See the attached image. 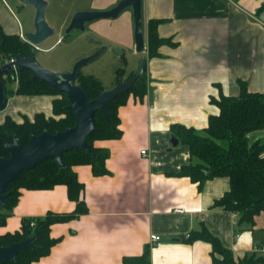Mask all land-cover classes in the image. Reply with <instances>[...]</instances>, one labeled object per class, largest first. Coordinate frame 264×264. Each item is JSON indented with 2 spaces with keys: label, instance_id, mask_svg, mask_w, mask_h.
I'll use <instances>...</instances> for the list:
<instances>
[{
  "label": "crops",
  "instance_id": "obj_1",
  "mask_svg": "<svg viewBox=\"0 0 264 264\" xmlns=\"http://www.w3.org/2000/svg\"><path fill=\"white\" fill-rule=\"evenodd\" d=\"M112 1L95 0L94 5L104 8ZM142 4L145 48L146 26L153 18L165 21L157 33L175 45H161L159 56L146 60V95L141 101L129 95L118 110L121 138L94 143L109 152V174L95 177L89 165L72 167L84 187L81 197L88 213L50 226V237L59 240L32 264H126L124 259L141 256L146 246L150 264H212L208 242H185L190 232L204 226L235 257L256 252L264 258V211L252 228L239 225L237 214L212 207L229 190L227 177L206 180L199 187L188 177L176 176L191 160L188 147L178 143L166 153L171 125L197 134L207 127L208 117L218 113L210 98L220 93L238 96L239 82L251 93L264 92V10L259 11L264 0ZM1 18L5 25L7 18ZM89 30L96 39L125 45L136 54L130 15L96 21ZM8 96L0 123L9 117L15 122L32 120L38 113L53 117L54 95ZM260 140L264 141V130L249 135L250 142ZM74 208L64 185L20 189L0 235L21 230L24 220L36 221L48 212L70 214ZM152 235L160 241L152 243Z\"/></svg>",
  "mask_w": 264,
  "mask_h": 264
},
{
  "label": "trees",
  "instance_id": "obj_2",
  "mask_svg": "<svg viewBox=\"0 0 264 264\" xmlns=\"http://www.w3.org/2000/svg\"><path fill=\"white\" fill-rule=\"evenodd\" d=\"M263 10L264 4L259 8V11ZM163 22L165 21L153 18L147 23L145 69L134 87L117 96L115 101L107 106V116L100 111L94 114L96 129L87 137V143L95 157L82 149L70 150L62 155L64 168H60L53 159H46L33 170H25L18 179L9 184L5 191L10 192L9 200L4 207H0L2 211L0 225H3L11 215L12 208L18 202L20 189L41 191L52 189L56 185H64L67 189V197L75 203V208L70 214L48 212L42 219L24 220L21 230L13 234L0 235V247H7L13 242L24 241L28 236L38 232L37 238L33 241V248L19 253L14 261L9 260L0 264H32L41 260L50 253L51 248L59 240L50 237V226L71 221L88 213L87 205L81 197L84 187L78 182L72 167L89 165L95 177L109 174L105 167L109 152L95 148L94 143L98 140L113 141L121 138L118 110L126 104L129 95L140 101L146 95V60L158 57L161 45H175L170 38L159 37L157 27ZM23 51H25L24 45L15 48L8 43L5 48V52L13 55ZM120 73L122 70L117 71V75ZM117 75L116 84L122 82ZM18 81L17 89L10 91V95L56 96L52 102L53 117L46 118L42 113H38L32 120L23 118L21 123L15 122L10 117L0 123V156L4 158L10 156L5 145L13 142L14 137L25 147L32 135L38 136L44 130L54 135L75 125L74 115L67 109L69 102L66 95L51 90L47 84L39 80H31L29 72H24ZM77 85L83 89L88 101L96 99L98 92L103 90L97 79L80 73L77 77ZM239 89L240 94L236 97H227L220 93L218 98H210V103L217 106L218 113L208 117V125L201 134L180 124L171 125L170 134L178 138L179 143L188 147L191 158L176 176L188 177L193 183H198L199 187L206 180L227 177L230 183L229 190L214 201L212 207L234 212L238 215L239 225L252 228L256 222L255 218L264 211V143L261 140L250 142L249 135L264 130V92H249L245 82H239ZM31 222L33 226L30 225ZM194 241H206L211 245L212 264H264V258L256 252L235 257L233 252L225 248L218 238L212 236L205 226L201 227L200 231L190 232L185 239L189 244ZM149 252V247L146 246L141 256L126 258L124 263L150 264Z\"/></svg>",
  "mask_w": 264,
  "mask_h": 264
},
{
  "label": "water",
  "instance_id": "obj_3",
  "mask_svg": "<svg viewBox=\"0 0 264 264\" xmlns=\"http://www.w3.org/2000/svg\"><path fill=\"white\" fill-rule=\"evenodd\" d=\"M36 7L34 18V33L27 35L29 41L34 47L47 41L52 37L54 30L45 21L46 3L44 0H21ZM125 8H131L132 19L134 23V48L139 57L138 72L136 75L130 76L125 82H120L113 86L110 90H101L96 99L88 101L87 95L77 85V77L80 70L87 63L94 60L100 55L102 50H99L94 55L85 57L77 61L70 72L61 73L48 71L39 64L32 53L29 57H23L15 62V66L22 72L23 69H28L32 72L31 80H39L56 92L66 95L68 98L67 109H69L75 118V125L68 127L63 132L50 134L47 130L42 131L38 136H30L28 144L23 147L20 140L16 137L13 142L6 144L5 148L10 155L8 158L0 156V207H4L9 200L10 192H5L9 184L18 179L20 174L25 170H33V168L46 159H53L57 162L60 168H64L65 164L62 160V155L70 150L82 149L95 157L87 143V137L96 129L94 123V114L100 111L104 116H107V106L115 101V98L126 93L127 90L134 87L135 82L144 73L145 62L143 54L145 48V33L142 18V0H123L116 7L103 10H94L93 12L79 11L71 19V23L65 33L72 30L79 33H85L86 24L94 23V21L116 19ZM1 42V38H0ZM11 63L7 62V69L1 70L0 75H7L12 70ZM6 105L4 97L3 85L0 82V110ZM179 143L178 138L171 135L167 142L166 153L172 152ZM38 232L33 236H28L24 241L13 242L7 247H0V263L9 260H16V256L33 248V241L37 238Z\"/></svg>",
  "mask_w": 264,
  "mask_h": 264
},
{
  "label": "rangeland",
  "instance_id": "obj_4",
  "mask_svg": "<svg viewBox=\"0 0 264 264\" xmlns=\"http://www.w3.org/2000/svg\"><path fill=\"white\" fill-rule=\"evenodd\" d=\"M78 1L79 0H67L60 2L59 0H47L48 9L44 17L48 25L51 27H58L64 20H68L80 7ZM79 2L81 3V1ZM32 13H24L23 17L21 16V18H23L22 21L30 23L29 21L33 15ZM130 19H132V14ZM132 24L134 29L133 19ZM27 28L31 30V27ZM87 30L86 34L71 32L69 37L63 42H57L56 38H50L41 43L36 52L37 61L48 71L61 73L70 72L77 61L94 55L95 52L98 51L96 50L97 43L95 42L97 35L93 34L89 28ZM144 55H146V52L143 54V57ZM140 56L141 55L132 54L130 48H128L125 64H123L121 63L123 59L121 60L119 54L115 55V53L112 52L104 53L83 66L80 70V74L90 76L95 80L97 79L103 90H110L117 83L116 75L118 70H122V73L117 75L122 82L129 76L137 74ZM11 87H17V85L10 83L7 85V90ZM22 121L21 119V121L17 123H21ZM0 212L2 211L0 210ZM243 226L247 227L246 225Z\"/></svg>",
  "mask_w": 264,
  "mask_h": 264
},
{
  "label": "flooded vegetation",
  "instance_id": "obj_5",
  "mask_svg": "<svg viewBox=\"0 0 264 264\" xmlns=\"http://www.w3.org/2000/svg\"><path fill=\"white\" fill-rule=\"evenodd\" d=\"M46 3V10L48 9V2L47 0H44ZM60 2H64L67 0H59ZM81 1V3L79 2ZM78 5L80 4V7L72 14V16L68 20H64L58 27H51L54 30V33L52 37L50 38H56L57 42H63L65 39L69 37L71 32H76L77 31L72 30L69 33H65L66 29L71 23V19L76 13H79V11H88V12H93L94 10H103L107 11L108 9L114 8L123 0H113L108 6L104 8H97L94 5L95 0H79ZM33 12V13H32ZM27 13H32V17L30 19V23L22 21L23 15ZM35 13H36V7H33L31 5H28L24 1L21 0H0V71L7 69L6 65L7 62L11 63L12 70L7 73V75H0V82L3 85V90H4V97L6 98V103L8 100V95L10 91H15L17 87H11L10 89L7 90V85L8 84H16L18 86L19 81L18 79L22 76L24 72H29L30 73V78L32 76V72L28 69H23L22 72L15 66V62L19 59H22L23 57H29L32 53L35 54L36 58V52L39 48V45H36L34 47L32 43L29 41L27 35L30 33H34L35 28H34V18H35ZM1 14L5 19L7 18V22L4 25V23L1 22ZM132 10L131 8H125L123 11L118 15L116 19H108L104 21H115V20H121L123 17H127L130 15L131 18ZM45 16V15H44ZM46 21V20H45ZM96 22V21H94ZM30 24V25H29ZM94 23H89L86 24L85 28L86 31L83 34L87 33V29L89 28L90 25ZM27 25V26H26ZM29 25V26H28ZM27 27H31V30H29ZM124 32V30L122 31ZM90 33V32H89ZM82 34V33H81ZM95 42L97 43L96 50H102L100 55L104 53H115V55L119 54L121 60L123 59V64H125V57L127 54V47L124 45L122 46H115L113 45L110 41H105L104 43L101 40L96 39ZM10 43L13 45L15 48L21 45L25 46V51L23 53H18L16 52L15 55L10 54L8 52H5L6 45ZM108 43V44H107ZM96 51V52H98ZM95 52V53H96ZM99 55V56H100ZM37 59V58H36ZM128 80V79H127ZM125 82V81H123ZM117 85V84H116ZM6 106V105H5ZM4 109V108H3Z\"/></svg>",
  "mask_w": 264,
  "mask_h": 264
},
{
  "label": "built area",
  "instance_id": "obj_6",
  "mask_svg": "<svg viewBox=\"0 0 264 264\" xmlns=\"http://www.w3.org/2000/svg\"><path fill=\"white\" fill-rule=\"evenodd\" d=\"M145 153H146V151L142 150L141 154L143 155ZM175 211L179 212V213H183L184 212V210L182 208H177ZM30 225L33 226V222H31ZM150 239H151L152 243L160 241V238L158 236H155V235L150 236Z\"/></svg>",
  "mask_w": 264,
  "mask_h": 264
}]
</instances>
